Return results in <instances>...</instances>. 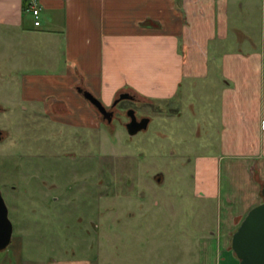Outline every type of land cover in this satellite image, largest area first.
I'll return each instance as SVG.
<instances>
[{"label":"rangeland","instance_id":"374dc122","mask_svg":"<svg viewBox=\"0 0 264 264\" xmlns=\"http://www.w3.org/2000/svg\"><path fill=\"white\" fill-rule=\"evenodd\" d=\"M36 48L35 60L17 67L0 55V190L13 224L0 264H199V238L220 220L219 169L198 186L196 165L221 155L222 56L208 78L184 82L169 101L121 104L151 120L130 136L125 114L111 126L77 128L23 100L21 75H46L66 61ZM221 52L236 53L237 44ZM229 247L220 264H239L232 238Z\"/></svg>","mask_w":264,"mask_h":264},{"label":"crops","instance_id":"0c3cea01","mask_svg":"<svg viewBox=\"0 0 264 264\" xmlns=\"http://www.w3.org/2000/svg\"><path fill=\"white\" fill-rule=\"evenodd\" d=\"M32 1L41 9L40 26L27 11ZM262 34L264 0H0L3 59H14L15 67L29 63L36 46L49 47L48 60L66 59L52 73L21 75L29 87L23 100L47 111L61 106L73 127L102 122L84 91L105 106L121 92L169 101L184 82L208 78L222 56L221 155L196 165L205 179L198 186L207 184L214 164L219 169L220 220L199 238V264H220L231 254L237 220L264 203ZM229 43L238 52L221 55Z\"/></svg>","mask_w":264,"mask_h":264},{"label":"water","instance_id":"95a60500","mask_svg":"<svg viewBox=\"0 0 264 264\" xmlns=\"http://www.w3.org/2000/svg\"><path fill=\"white\" fill-rule=\"evenodd\" d=\"M81 90V89H80ZM84 97L95 106L105 118L110 119L103 103L91 93L84 91ZM128 96H121L120 100ZM131 121L127 124L130 136L147 130L149 118L138 121L134 110L129 111ZM2 131L0 130V139ZM264 194V193H263ZM13 224L9 219V211L0 190V251L6 250L12 242ZM232 250L239 259V264H264V203L252 208L241 222L232 237Z\"/></svg>","mask_w":264,"mask_h":264},{"label":"flooded vegetation","instance_id":"af4514ba","mask_svg":"<svg viewBox=\"0 0 264 264\" xmlns=\"http://www.w3.org/2000/svg\"><path fill=\"white\" fill-rule=\"evenodd\" d=\"M121 96H128L126 99H122L120 100V97ZM125 102H129V103H133V104H139L140 103V98L135 95V94H132L131 92H121L115 102L113 104H111L110 106H105L106 110L108 113H110V119H107L105 118V116L95 107L97 113H98V116L100 117L102 123H105L107 126H111L113 125V122L115 120H117L119 118V115L120 114H125L127 117H128V123L131 121L130 119V116H129V111L131 110H134L135 111V114L137 116V119L138 121H141L142 119L144 118H149V117H146V116H139L138 115V109L134 108V107H121V104L125 103ZM122 109V110H121ZM48 115H50L49 117L54 120L56 123H59V124H66L65 123V120H66V112L65 110L61 107V106H57V107H51L49 110H48ZM50 113V114H49ZM150 119V118H149ZM127 123V124H128ZM127 124H126V128H127ZM128 131V130H127ZM3 132H2V136H1V139L0 140H3Z\"/></svg>","mask_w":264,"mask_h":264},{"label":"built area","instance_id":"2783aa9c","mask_svg":"<svg viewBox=\"0 0 264 264\" xmlns=\"http://www.w3.org/2000/svg\"><path fill=\"white\" fill-rule=\"evenodd\" d=\"M28 12L32 13V16L35 19V26H40V15H41V9L38 7L35 1H32L27 9Z\"/></svg>","mask_w":264,"mask_h":264}]
</instances>
